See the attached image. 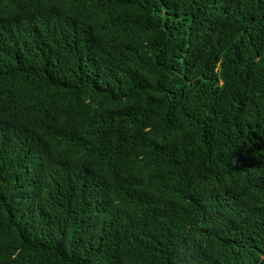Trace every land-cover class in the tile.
Returning a JSON list of instances; mask_svg holds the SVG:
<instances>
[{
    "label": "trees",
    "instance_id": "1",
    "mask_svg": "<svg viewBox=\"0 0 264 264\" xmlns=\"http://www.w3.org/2000/svg\"><path fill=\"white\" fill-rule=\"evenodd\" d=\"M0 264H264V0H0Z\"/></svg>",
    "mask_w": 264,
    "mask_h": 264
}]
</instances>
